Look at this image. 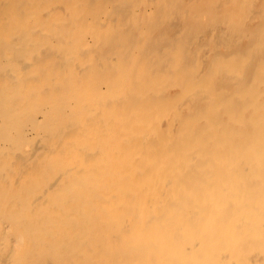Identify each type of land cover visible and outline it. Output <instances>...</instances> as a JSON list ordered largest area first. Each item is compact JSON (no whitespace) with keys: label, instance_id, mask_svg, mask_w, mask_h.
Instances as JSON below:
<instances>
[{"label":"bare ground","instance_id":"obj_1","mask_svg":"<svg viewBox=\"0 0 264 264\" xmlns=\"http://www.w3.org/2000/svg\"><path fill=\"white\" fill-rule=\"evenodd\" d=\"M196 1L0 0V264H264V54L187 69L159 17Z\"/></svg>","mask_w":264,"mask_h":264},{"label":"rangeland","instance_id":"obj_2","mask_svg":"<svg viewBox=\"0 0 264 264\" xmlns=\"http://www.w3.org/2000/svg\"><path fill=\"white\" fill-rule=\"evenodd\" d=\"M89 0H86V2L87 3H89V4H92V5H96V6H104V5H108V4H119V0H91V2L89 1ZM94 1V2H93ZM97 1V2H96ZM106 1V2H105ZM131 1V5L130 4H126L125 5V9H128V8H126V6L127 5H129V6H127V7H130V9H129V11H126L124 8L123 9H121L120 8V5H117L118 7H116L117 9H115V10H117V11H115L116 12V16H118L119 17V20L123 23L125 20L121 17V15H120V13L122 12H129L128 14L131 16V18L133 17V14L135 13V11L137 10V8L138 7H136V5L137 4H139L140 2H141V0H137V1H135V0H130ZM135 1V4L136 5H134V3L133 2ZM140 1V2H139ZM227 2V4H226V2ZM229 1V2H228ZM248 1H250V2H248ZM258 1V2H257ZM145 2V1H144ZM204 2V3H203ZM206 2H207V0H200L199 2L198 1H196L195 2V4L194 5H192V6H190L189 8V12H188V14H187V12L185 13L184 11H185V9L184 10H182V8L181 7H183V2H181L180 4L178 3V4H173L174 5V8L175 7H177L178 6V10H179V13L177 12V14H175L174 15V17L173 18H171L172 20L170 21V20H166L165 21V19H167L166 17H163V15L165 14V13H163V11H160V10H163L161 7H159L160 5H159V3H158V1L155 3H153V5H154V7H153V5L152 6H150L149 7V5L145 2V8H146V11L144 12V14H141L142 16L141 17H139V21H141L139 24L140 25H142V26H144L145 25V19H146V16H147V18H149V15H151L150 13H152L153 14V12H154V9H155V13L154 14H156V12L158 13V14H162L163 13V15H161L162 17H159L160 18V21H159V23H161V25H160V28H161V30H163L162 31V34L164 35H162L160 38H159V41H160V43H161V45H163L164 43H162V40H163V38L166 36V38H164V40L163 41H165V40H167L166 42L168 43V45H164V47L165 46H171L172 45V42H173V47H175L176 46V44H177V46H178V44L179 45H182V43H183V41L184 42H188L187 43V48L189 49H187V50H185L186 52H185V54L186 55H184V58L181 60L182 61V63H184V64H186L187 65V69H189L190 67H193V69L194 68H196V66L197 65H200L198 62H200L199 60V58H198V55L199 56H203V58L204 57H208V60L210 61V62H212V63H215V62H218V70L217 71H219L218 73H219V77H222L223 75L224 76H232L234 73H235V71H232V70H230V69H227L226 68V66H225V63H226V59H228V58H232V54H234L235 56H237V57H239V56H241V55H243L245 52H246V50L249 48V47H253V49H254V52H255V59H261L262 58V56H263V54L264 53H262V52H264V44L262 45V43H263V39H264V37H259L258 36V29H260V28H262V27H264V0L263 1H260V0H224V2L222 3L223 5H221V4H216V5H214V6H211V7H208V6H204V5H207L206 4ZM239 2V3H238ZM260 2V3H259ZM133 3V4H132ZM158 3V6L155 8V6H156V4ZM232 3V4H231ZM234 3H236V4H234ZM249 3H251L250 5H249ZM257 3V4H256ZM143 4L144 3H140L139 5H141L142 6V8L143 9H145L144 8V6H143ZM186 4V3H185ZM234 4V5H233ZM246 4V5H245ZM176 5V6H175ZM201 5H203L202 6V9L200 8L201 7ZM227 5V7H225V6ZM233 5V7H231ZM239 5V6H238ZM247 5H248V7H247ZM138 6V5H137ZM149 7V9L147 8V7ZM217 6V7H216ZM224 6V8H221V7H223ZM229 6V7H228ZM135 7H136V10H135ZM153 7V8H152ZM180 7V8H179ZM204 7V8H203ZM206 7V8H205ZM231 7V8H230ZM240 7V8H239ZM158 8V9H157ZM160 8V9H159ZM183 8H186V6L185 7H183ZM200 8V9H199ZM208 8V9H207ZM212 8V9H211ZM217 8V9H216ZM221 8V9H220ZM236 8H238V9H236ZM242 8V9H241ZM121 9V10H120ZM151 9H153V10H151ZM181 9V10H180ZM197 9V10H196ZM199 9V10H198ZM204 9V10H203ZM218 9L221 11V13H219L220 11H218ZM224 9V10H223ZM245 9V10H244ZM259 9H261V10H259ZM133 10H134V12H133ZM159 10V11H158ZM201 10V11H200ZM218 11V12H215V11ZM237 10V11H236ZM242 10V11H241ZM256 10V11H255ZM118 11H120V12H118ZM199 12V13H197V12ZM239 11V12H238ZM117 12H118V14H117ZM132 14H131V13ZM149 12V15L147 14ZM190 12H193V15H192V13H190ZM195 12H196V14H195ZM204 12H206V13H204ZM208 12H209V14H208ZM215 14V16H217L216 17V19L214 20V18H215V16H214V14ZM244 14H243V13ZM255 12V13H254ZM141 13V12H140ZM146 13V14H145ZM168 14H170V10L167 12ZM181 13H182V15H181ZM190 13V14H189ZM211 13V14H210ZM218 13V14H217ZM234 13V14H233ZM236 13H239V14H241V15H239V14H237L236 15ZM262 13V14H261ZM185 14V15H184ZM224 14V15H223ZM245 14H246V16H245ZM167 14H165L164 16H166ZM223 16V18L224 19H222V16ZM261 17H260V16ZM157 16H159V15H157ZM156 16V17H157ZM190 16V17H189ZM203 16H206L205 18H206V20H205V18L203 17ZM219 16V17H218ZM234 18H233V17ZM240 16V17H239ZM249 16H251L250 18H248ZM189 17V18H188ZM191 17H193V18H191ZM203 17V18H202ZM211 17V18H210ZM228 17V18H227ZM253 17H254V22L255 23H253V22H251L252 20H253ZM175 18V19H174ZM178 18V19H177ZM188 18V19H187ZM201 18V19H200ZM245 18V19H244ZM261 18V19H260ZM163 21H162V20ZM186 19H187V21H186ZM190 19V20H189ZM209 19V20H208ZM226 19V20H225ZM124 20V21H123ZM130 20H133V18L132 19H130ZM129 20V22L130 23H128V24H126V27H125V29L123 30V33H125V34H123L122 32H119V33H117V34H119V36H124V35H126V36H130V38H132L133 37V35H132V33H131V31H130V28L132 27V29H133V24H131V21ZM146 20H148V19H146ZM174 20V21H173ZM180 20V21H179ZM184 20V21H183ZM200 20V22H203V23H197L198 21ZM203 20V21H202ZM234 20V21H233ZM246 20H248L247 21V23H249V24H247L245 21ZM165 21V22H164ZM190 22V24H189V26H187V24ZM214 21V22H213ZM219 21V22H218ZM231 21V22H230ZM233 21V22H232ZM164 22V23H163ZM171 22H174V23H171ZM177 22V23H176ZM244 22V23H243ZM166 23L168 24V23H170L171 25L172 24H174V25H172V27H174L171 31H170V33L168 34L164 29H163V27H165L166 26ZM184 23V24H183ZM198 24H199V26L201 27H199L198 26ZM245 24H246V26H245ZM254 24V25H253ZM163 25V26H162ZM169 25V24H168ZM176 25V26H175ZM184 25V26H183ZM203 25V26H202ZM209 25V26H208ZM236 25V26H235ZM247 25H249V26H247ZM128 26V27H127ZM130 26V27H129ZM235 26V27H234ZM183 27V28H182ZM189 27V28H188ZM191 27V28H190ZM210 27V28H209ZM238 27V28H237ZM148 28V30L150 29L149 27H147ZM166 28V27H165ZM186 28V29H185ZM187 28L189 29V30H187ZM194 28V29H193ZM208 28H209V30H208ZM231 28V29H230ZM235 28V29H234ZM194 31H193V30ZM200 29V30H199ZM210 29H212V30H210ZM216 29V30H215ZM128 30H129V32H128ZM157 30H159V29H157ZM156 30V31H157ZM185 30L187 31L186 33H185ZM207 30V31H206ZM102 31V30H101ZM150 31V30H149ZM184 31V32H183ZM204 31H206V32H204ZM209 31V32H208ZM217 31H219V32H217ZM222 31V32H221ZM225 31V32H224ZM227 31H229V32H227ZM249 31V32H248ZM151 32V31H150ZM158 32V31H157ZM204 32V33H203ZM104 32H101L100 34H103ZM127 33H130V34H127ZM193 33H194V36H193ZM201 33V34H200ZM206 33H207V35H206ZM157 34V33H156ZM166 34V35H165ZM169 36H168V35ZM200 34V35H199ZM213 34V35H212ZM173 35V36H172ZM182 35H183V37H182ZM153 36H155V35H153ZM170 36H172V38L170 37ZM200 36V37H199ZM155 38V37H154ZM184 38V39H183ZM190 38L192 39V40H190ZM246 38V39H245ZM155 40V39H154ZM183 40V41H182ZM190 40V41H189ZM197 40V41H196ZM247 40V41H246ZM263 40V41H262ZM156 41V40H155ZM199 41V42H198ZM157 42V41H156ZM169 42L171 43V44H169ZM218 42V43H217ZM246 42V43H245ZM166 43V44H167ZM211 43V44H210ZM242 43V44H241ZM243 43L245 44V45H243ZM253 44V45H252ZM157 45V44H156ZM161 45H157V46H153V47H156V48H154V50L155 49H157V47H159L157 50H158V52H155V55H156V57H158L159 58V56H164L163 57V68H164V71H165V73H166V76H167V83L168 82H170V85L171 84H173L172 86H173V89L175 90V91H173V93H180V89H181V84L180 85H177L175 82H173L172 81V79L171 78H169V77H172L171 76V74H174V72L176 71L177 73L179 72L178 71V67H179V64H175V61H173L170 57H172L173 59H174V56H176V54L175 55H173V54H170V57H168V54H169V51L167 50L166 52H164V53H162L163 51H165V48L164 49H162V48H160L161 47ZM192 46V47H191ZM208 46V47H207ZM163 47V46H162ZM238 47V48H237ZM200 48V49H199ZM221 48V49H220ZM160 49V50H159ZM191 49V50H190ZM199 49V50H198ZM163 50V51H162ZM237 50V51H236ZM156 51V50H155ZM197 52V53H196ZM153 53L154 52H152V53H150L153 57H154V55H153ZM157 53H162L163 55H161V54H158L157 55ZM195 53V54H194ZM196 54H198L197 55V57H196ZM152 56H150V57H152ZM191 56V57H190ZM193 56V57H192ZM189 57V58H188ZM264 57V56H263ZM157 58V59H158ZM170 58V59H169ZM203 58H202V60H203ZM186 60H188V61H186ZM195 60V61H194ZM198 64H197V63ZM203 62V61H202ZM235 64H237V63H235ZM167 67V68H166ZM171 67H174V68H171ZM168 69H170V70H168ZM173 70V71H172ZM206 70V69H205ZM210 70L207 68V70L205 71V73H208L210 76H211V74H212V77L213 76H215V74H213V73H211V72H209ZM169 72V73H168ZM175 72V73H176ZM217 73V74H218ZM170 74V75H169ZM242 75H243V73H242ZM191 81H192V83L194 84V85H198L196 88H194L193 90H195V89H200V88H202V86H204V85H200V83H201V78L199 77V75H198V69L197 70H195L194 72H192L191 73ZM197 76V77H196ZM204 77V76H203ZM240 77H241V75H240ZM263 77H264V73H263V75L261 76V79H263ZM169 78V79H168ZM197 78V79H196ZM241 78H243V77H241ZM195 80V81H194ZM226 80V79H225ZM194 81V82H193ZM227 81V80H226ZM212 83H215V79L214 78H212ZM225 83H228V82H225L224 80L223 81H219V84H216V87L217 88H220L222 85H224ZM200 86V87H199ZM233 86H235V87H239V86H242V83H240V84H233ZM177 88V89H176ZM222 88V87H221ZM255 92L254 93H256V94H258V91L259 90H257V89H255L254 90ZM190 95L191 96H194V98H193V101H194V103L193 102H191L190 101V103H192V104H190L188 107H187V114H192L196 109H198V108H196L197 107V105L198 104H201L202 102H204V103H208L210 100H207L206 101V97H204V96H202V95H194V92L193 91H191L190 92ZM193 104H195V105H193ZM190 106H192V107H190Z\"/></svg>","mask_w":264,"mask_h":264}]
</instances>
